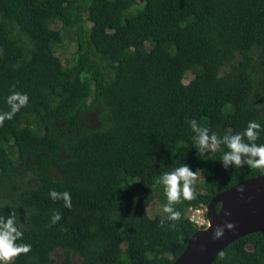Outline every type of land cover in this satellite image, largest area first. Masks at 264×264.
Masks as SVG:
<instances>
[{"label":"trees","instance_id":"16d2710c","mask_svg":"<svg viewBox=\"0 0 264 264\" xmlns=\"http://www.w3.org/2000/svg\"><path fill=\"white\" fill-rule=\"evenodd\" d=\"M12 92L29 99L0 124V218L13 216L31 250L8 264H51L56 251L62 264H174L198 231L189 208L264 176L221 161L224 137L249 121L264 144V0H0V112ZM183 164L203 191L173 204L178 221L152 218L151 203H167L159 179ZM213 264H264V232Z\"/></svg>","mask_w":264,"mask_h":264},{"label":"clouds","instance_id":"9594fccd","mask_svg":"<svg viewBox=\"0 0 264 264\" xmlns=\"http://www.w3.org/2000/svg\"><path fill=\"white\" fill-rule=\"evenodd\" d=\"M27 93L12 92L6 99L9 106V111L0 112V124L5 119H11L22 107L28 103ZM192 128L199 131V145H206L211 140L212 143L208 145L215 149L220 141L217 140L215 132L209 135V129L206 127H198L197 121L192 119L190 122ZM261 125L256 121H249L243 133L237 132L232 135L224 137L225 146L228 151L223 153L221 158L222 165L228 169L230 164L239 167L247 165L250 168H264V144H256L254 141L259 136ZM242 136L247 138V141L242 140ZM196 179V173L187 164H183L175 169L163 173L159 179V183L164 185V191L167 196V203L163 205V211L167 214L169 221L175 222L181 218V212L174 210L173 204L178 203L181 198L192 199L194 192L192 184ZM49 196L52 200H63L64 207L71 208V195L68 191L58 192L55 189L49 191ZM61 214L55 211L51 216V222L54 224L59 221ZM163 224L164 221L162 220ZM174 226V225H173ZM224 227L231 228V224L225 226H218L214 231V238L223 236ZM23 236L14 224L12 215L7 218H0V264H8L13 257L20 253H28L31 250V245L28 243H16V241Z\"/></svg>","mask_w":264,"mask_h":264},{"label":"water","instance_id":"95a60500","mask_svg":"<svg viewBox=\"0 0 264 264\" xmlns=\"http://www.w3.org/2000/svg\"><path fill=\"white\" fill-rule=\"evenodd\" d=\"M207 217L210 227L192 235L174 264H213L238 239L264 232V176L245 180L216 195L207 206ZM226 224L232 227H224L223 236L214 238L216 228Z\"/></svg>","mask_w":264,"mask_h":264},{"label":"rangeland","instance_id":"374dc122","mask_svg":"<svg viewBox=\"0 0 264 264\" xmlns=\"http://www.w3.org/2000/svg\"><path fill=\"white\" fill-rule=\"evenodd\" d=\"M53 28H61V24H55L53 25ZM75 51H76V47L73 41V36L70 35H65V40L62 44L57 45L56 46V54L60 57V59L66 63V60H70L72 61L74 59V55H75ZM194 77V75L191 72H188L186 74L185 83H189V81ZM211 143L208 142V144L203 145L206 146L210 149H212L211 147H209L208 145H210ZM202 175H200V179H197L196 181L193 182L192 184V189H197L199 192L203 191V185H202ZM148 214L154 218L156 217V215L160 214L162 216L165 215V212L163 211V207L159 204V201L156 200L154 202L151 203V206L148 208ZM62 251H56L54 253V262L51 264H62ZM75 264L78 263L79 258L76 257L75 259ZM10 262V261H9Z\"/></svg>","mask_w":264,"mask_h":264},{"label":"built area","instance_id":"2783aa9c","mask_svg":"<svg viewBox=\"0 0 264 264\" xmlns=\"http://www.w3.org/2000/svg\"><path fill=\"white\" fill-rule=\"evenodd\" d=\"M187 216L198 230H206L210 227L207 217V206L191 207L187 212Z\"/></svg>","mask_w":264,"mask_h":264}]
</instances>
